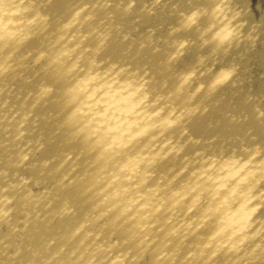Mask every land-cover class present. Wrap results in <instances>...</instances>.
<instances>
[{
  "label": "bare ground",
  "instance_id": "1",
  "mask_svg": "<svg viewBox=\"0 0 264 264\" xmlns=\"http://www.w3.org/2000/svg\"><path fill=\"white\" fill-rule=\"evenodd\" d=\"M264 0H0V264H264Z\"/></svg>",
  "mask_w": 264,
  "mask_h": 264
},
{
  "label": "rangeland",
  "instance_id": "2",
  "mask_svg": "<svg viewBox=\"0 0 264 264\" xmlns=\"http://www.w3.org/2000/svg\"><path fill=\"white\" fill-rule=\"evenodd\" d=\"M260 7H261V11H262V13L264 15V5H261ZM263 28H264V26H263Z\"/></svg>",
  "mask_w": 264,
  "mask_h": 264
}]
</instances>
